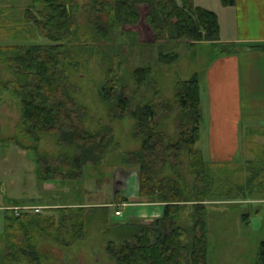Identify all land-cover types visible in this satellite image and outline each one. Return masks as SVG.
<instances>
[{
  "label": "trees",
  "instance_id": "16d2710c",
  "mask_svg": "<svg viewBox=\"0 0 264 264\" xmlns=\"http://www.w3.org/2000/svg\"><path fill=\"white\" fill-rule=\"evenodd\" d=\"M220 4L230 8L234 0H220ZM139 6L147 7L145 20L157 44H184L195 49L219 42L217 15L196 5L195 0H91L82 7L75 0H32L18 32H27L30 40L39 42L0 46L4 71L14 80L5 82L0 77V105L11 98L20 108L16 136L0 140V145L33 153L37 184L80 183L86 180L88 170L102 169L113 151L121 156L123 168L138 172L136 200L163 205V215L149 224L115 222L112 218L121 211L120 206L130 204L120 193H114L113 208H55L46 212L51 214L47 219L4 209L0 264H46L39 248L41 234L70 249L87 243L93 223L102 228L106 240L101 250L110 264H208L207 202H235L251 193L264 200V154L257 153L259 161L249 162L242 173L247 177L237 183L230 176H221L219 166L206 164L196 152L202 123L197 74L175 83L173 99L166 100L160 82H152V69H135L131 88L120 79L124 62L119 61V69L110 63L98 92L110 124L99 123L96 130H88L90 111L78 101L81 91L71 81L74 73L82 71L78 54L85 50L88 55L96 53L92 42L112 45L123 27L137 26ZM81 11L86 26H80L76 17ZM82 40L85 44L80 46ZM220 49V55L225 56L239 50L234 45ZM247 49L264 52V46ZM164 55L159 58L168 59L166 64L178 61L176 53ZM143 87L150 88V97L142 94ZM125 120L133 123L131 137L140 146L138 152L120 153L114 143L110 125ZM167 121H172L173 135L166 132ZM252 134L261 136L264 130ZM44 137L54 139L58 156L40 152ZM19 139L30 147L18 143ZM259 149L264 153V146ZM184 157L188 177L182 173ZM187 178H192V183ZM189 206L185 227L181 220L187 219L182 215ZM243 220L249 223L248 216ZM258 251L254 264H264V241Z\"/></svg>",
  "mask_w": 264,
  "mask_h": 264
},
{
  "label": "rangeland",
  "instance_id": "374dc122",
  "mask_svg": "<svg viewBox=\"0 0 264 264\" xmlns=\"http://www.w3.org/2000/svg\"><path fill=\"white\" fill-rule=\"evenodd\" d=\"M75 1L82 7V5L90 3L91 0ZM202 1L196 0V4L207 8L210 12H215L218 16L220 15L223 23V9L217 8L214 2L218 0H206L203 5ZM31 3L32 0H0V20L2 21V24L0 23V46L13 47L30 41L39 42L30 40V35L27 32L22 34L18 32L22 28L21 25L25 23L24 14L31 7ZM147 12V7L139 6L140 23L135 27H123L122 35L116 37L112 45L107 46L92 42L90 46L96 49V53L88 55L89 50H85V53L78 54L81 59L82 71L74 73L71 81L81 91L80 96L77 98L78 101L90 111L89 118L91 120L87 124L88 130H96L99 123L105 126L110 124L109 119L106 117V109L100 105L98 92L103 87L102 75L112 62L116 69H119V61L124 62L123 69H120L121 72L119 73L120 79L123 84L131 88H133L131 82L132 72L135 69H152V82H160L166 100L173 99L175 83L189 80L193 74H199L201 88L204 87L202 72L207 70L209 64L220 54L221 46L206 44L199 47V49H194L184 44L169 43L164 46L157 44L154 34L145 20ZM76 17L80 26H86L82 11ZM16 32L17 34L13 36ZM227 33L225 31L223 37L225 34V37H227L229 35ZM80 44L82 46L85 42L82 40ZM164 52H168V55L176 53L178 61L174 64L173 62L166 64L168 59L160 61V54L163 53V56H165ZM4 70L5 68L0 60V77L5 82L14 81ZM149 89V87H143L140 91L150 97ZM203 98L205 101L204 88ZM18 120H20L18 103L11 98L6 99L0 105V140H7L16 136ZM171 122L167 121L165 127L166 132L173 135ZM132 126L133 123L130 120L110 125L115 132L114 143L119 145L120 153L127 154L140 150V146L133 142L131 137ZM258 132L263 134V129ZM245 136L244 150L248 159L251 157L253 162L259 161V159H256L257 153L264 154L261 153L263 149H259L264 145L256 146L255 137H251V134ZM18 143L26 148L31 145L22 139H19ZM54 144L55 141L52 137L42 138L40 152L58 156L60 150ZM33 158V153L21 151L13 145H0V236L3 234L2 210L4 209L15 210L17 214L41 215L47 219L51 216L50 213H46L50 209L104 206L113 208L111 205L114 203V193H120L123 197L126 193L129 196H134L139 191L136 187L138 173H129L131 172L130 169L123 168L121 156L113 153V151H110L107 155L102 169L88 170L86 180L66 185L55 183L37 184ZM183 163L184 170L182 173L188 177L187 157H184ZM240 170L244 172L243 166L220 168L218 173H222L221 176H230L237 183H241L244 177L247 176L243 175L245 172L240 173ZM127 178L131 180L130 183ZM187 181L189 184L192 183V178H187ZM125 184L128 185V192L125 191ZM136 199V197H133L132 201L129 199V203L137 205L152 204L146 201L138 202ZM262 199V196L251 193L247 196H241L235 202H227L226 199L218 202L217 200L207 202L208 264H253L255 255L259 252V244L264 241V200ZM254 204L257 205V210L253 207ZM128 206H120L119 209L123 212V216L117 219L113 216L112 219L115 222L126 221L127 212L124 210H128L129 208H126ZM190 207L184 210L182 216L187 219L181 220L182 226L187 227L188 215L191 212ZM245 216L249 218L248 224L243 220ZM131 221L141 224L151 223L146 218L131 219ZM101 231L102 228L93 223L89 228L87 243L75 244L70 249L60 247L59 244L48 239L46 234H41L39 238L40 252L45 255L46 264H110L104 258L105 256L101 250V244L106 240ZM1 248L0 245V250ZM0 261H2V254H0Z\"/></svg>",
  "mask_w": 264,
  "mask_h": 264
},
{
  "label": "crops",
  "instance_id": "0c3cea01",
  "mask_svg": "<svg viewBox=\"0 0 264 264\" xmlns=\"http://www.w3.org/2000/svg\"><path fill=\"white\" fill-rule=\"evenodd\" d=\"M204 2L206 0L202 1V5ZM214 2L217 8L223 9L224 16L222 23L220 15L213 12L219 22L218 46L234 45L239 50L229 56L219 54L208 69L202 72L206 104L201 77L196 73L202 107L201 138L196 152L206 164L219 166L221 169L243 166L245 172L246 165L253 162L251 157L248 159L244 150L245 135L251 134L253 137V132L264 130V52H251L247 49L264 46V0H234V5L230 8H223L219 0ZM225 31L229 34L227 37L226 34L223 37ZM204 45L206 44L199 47ZM261 136L255 137L256 146L264 145V135ZM129 173L138 172L131 170ZM127 180L131 182L129 178ZM136 185L138 187V180ZM124 187L128 192V185L125 184ZM127 195L128 193L123 197L131 201L133 197L137 198V193L134 196ZM253 207L257 210V205L254 204ZM126 208H129L124 210L127 212L126 221L146 218L153 222L161 218L164 206L157 203H132ZM258 254L255 255L253 264L256 263Z\"/></svg>",
  "mask_w": 264,
  "mask_h": 264
},
{
  "label": "built area",
  "instance_id": "2783aa9c",
  "mask_svg": "<svg viewBox=\"0 0 264 264\" xmlns=\"http://www.w3.org/2000/svg\"><path fill=\"white\" fill-rule=\"evenodd\" d=\"M39 212V211H38ZM122 215L120 213L116 214V217L120 218Z\"/></svg>",
  "mask_w": 264,
  "mask_h": 264
}]
</instances>
